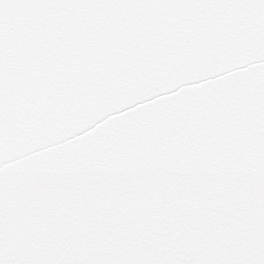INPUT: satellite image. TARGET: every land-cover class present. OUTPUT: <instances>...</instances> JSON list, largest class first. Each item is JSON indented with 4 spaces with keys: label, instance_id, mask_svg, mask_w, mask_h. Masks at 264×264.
<instances>
[{
    "label": "snow or ice",
    "instance_id": "6c2138e0",
    "mask_svg": "<svg viewBox=\"0 0 264 264\" xmlns=\"http://www.w3.org/2000/svg\"><path fill=\"white\" fill-rule=\"evenodd\" d=\"M0 264H264V0H0Z\"/></svg>",
    "mask_w": 264,
    "mask_h": 264
}]
</instances>
